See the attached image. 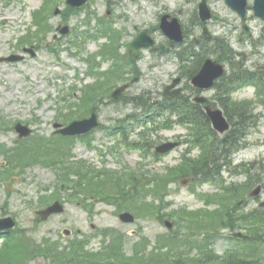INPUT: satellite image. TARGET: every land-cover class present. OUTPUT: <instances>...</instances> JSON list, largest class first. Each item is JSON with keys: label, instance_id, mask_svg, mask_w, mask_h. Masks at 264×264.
Returning a JSON list of instances; mask_svg holds the SVG:
<instances>
[{"label": "rangeland", "instance_id": "obj_1", "mask_svg": "<svg viewBox=\"0 0 264 264\" xmlns=\"http://www.w3.org/2000/svg\"><path fill=\"white\" fill-rule=\"evenodd\" d=\"M196 1L89 0L71 9L66 0H0V56H25L0 63V218L16 222L12 238L0 239V264H127L108 257L112 245L123 262L161 256L165 264H196L206 253L239 248L247 264L250 251L264 264V246L258 244L264 239V217L250 216L264 210L258 208L264 202V87L249 79L232 95L238 105H252L260 120L232 167L201 185L193 183L181 156L188 149L192 159L199 154L185 128L154 131L151 147L142 150L127 147L126 139L140 144L142 139L126 132L119 116L125 110L111 97L117 87L138 78L131 88L134 97L148 92L149 106L161 99L165 87L181 76L177 57L149 50L137 59L128 53L129 43L146 28L164 43L158 26L171 11L180 10L191 29ZM60 24L70 27L68 35L56 33ZM230 29L217 26L213 34L224 37ZM30 48L35 58L23 52ZM234 48L253 54L250 65L264 64V45ZM235 69V78H251L254 66L242 73L237 64ZM94 111L100 126L89 135H54V123L67 125ZM18 122L30 126L33 135L19 139ZM180 137L189 144L154 157L155 146ZM257 189L259 197L252 198ZM55 201L65 204V212L44 221L38 211ZM123 212L136 222L121 223ZM64 230L71 234L65 236ZM236 232L249 235L250 245H238ZM141 251L146 258L138 256Z\"/></svg>", "mask_w": 264, "mask_h": 264}, {"label": "water", "instance_id": "obj_2", "mask_svg": "<svg viewBox=\"0 0 264 264\" xmlns=\"http://www.w3.org/2000/svg\"><path fill=\"white\" fill-rule=\"evenodd\" d=\"M88 2V0H67V3L72 7H82ZM244 6V5H243ZM245 7V6H244ZM201 17L203 20H206L209 18V11L205 8L204 3L201 5ZM243 12V8L241 9ZM257 13L261 15L264 18V12H260V10L257 8ZM58 14V12H57ZM169 16H165L162 19L161 23V29L163 32L173 41L176 42H183L185 39V36L183 34L181 25L179 23V20L176 18H172L170 22H168ZM64 34L68 33L67 28L63 29L61 31ZM150 31L146 30L140 33V35L130 44L129 51L132 54H135L137 56H141L142 49H148L154 46V40L149 35ZM21 60V57H11V58H0V62L5 61H17ZM224 66L219 64L218 62H214L212 60H208L202 70L198 73L197 76H195L193 83L196 87H199L201 89L211 88L214 85V81L221 77L224 74ZM180 82V79L176 80L171 87H168L166 89V92L164 95L168 96V91L177 86ZM127 85L123 86L122 88L118 89L113 97L120 98L121 94L127 89ZM199 103L206 102L205 99H196ZM209 111V116L211 117L214 127L219 130L220 132H225L228 130L229 125L226 122V120L222 116L221 111H211L210 108H207ZM98 126L97 122V116L93 115L90 119L83 120V121H77L72 123L70 126L62 128L58 132L65 135V136H74L78 134H85L89 131H91L93 128ZM56 128H61V125H55ZM16 130L22 137L29 136L31 131L19 124L16 127ZM176 144H165L157 149L159 153H166L171 151L173 148H175ZM64 211L63 206L57 202L54 205L50 206L44 211H40L39 214L43 217V219H47L52 214H59ZM121 218L125 222H131L133 221V217L130 214H123L121 215ZM14 226V222L11 219H5L0 221V231L7 230L9 228H12Z\"/></svg>", "mask_w": 264, "mask_h": 264}, {"label": "flooded vegetation", "instance_id": "obj_3", "mask_svg": "<svg viewBox=\"0 0 264 264\" xmlns=\"http://www.w3.org/2000/svg\"><path fill=\"white\" fill-rule=\"evenodd\" d=\"M227 0H198L195 2L194 4V12H195V19H193V24H192V30L193 32H191L192 34H195V32L197 31L196 29H199V27H202V29L204 28V30H206V37H198V36H194L192 38V41L194 43H198L199 45L203 44V39H208V40H214L215 43H220L217 42V39L214 38L213 36L216 34H213V28L217 27V26H224L226 28H231L230 31L226 34V36L224 37L226 40H228V42L230 44H237V45H246V44H254V45H260L264 42V20L262 18V16L257 15V9H256V3L258 0H245L246 1V8L244 10V12H242V15H239L238 11H241V3L242 0H235V9H230L227 4H226ZM264 1V0H263ZM201 2H206L207 6L209 7L210 11H211V17L212 19L203 22L202 19H200L199 15H198V6ZM219 3H222L223 5H219ZM258 9L260 10V12H264V5H262V7H258ZM180 14L181 11L179 10L177 12V14H174L173 12H171V17H174V15H177L181 21L180 18ZM215 17H218L220 20H215ZM171 19L168 20V22H170ZM182 24L183 30H185L184 28V24ZM238 31L241 30L244 35L238 33H233V31ZM187 38L189 37V35H186ZM167 43L170 42L171 46L174 48L175 43H173L172 41L169 40V42L167 40H165ZM164 45V44H163ZM165 49H168V46L165 45ZM170 49V47H169ZM217 53L220 52L219 51H215ZM221 60L223 62H225V64L230 60V56L223 54L220 55ZM227 65V64H226ZM258 65H256L257 68ZM200 64H199V68H200ZM228 67V65H227ZM198 68V69H199ZM181 76L183 75V73L180 74ZM182 78V77H181ZM183 80V79H182ZM182 89H183V94L186 93V87L184 86V80L182 82ZM192 93H188L190 96L193 94H201L204 92H199L198 89L194 88L191 86V89H189ZM208 94V93H206ZM175 97V96H174ZM209 97V96H208ZM211 97H209V102H211L210 100ZM209 104V103H208ZM211 105V104H209ZM214 105L212 104L211 107H213ZM205 107V106H204ZM200 114L201 117L200 118H194L192 119L191 122L193 123H198L201 124L202 126L200 127V130H203V132L205 133L208 128L207 125L210 124V119L208 118V116L205 114V110L202 108L200 110ZM125 124H130L131 127H126L125 129H127L126 132H129L128 134H136L137 131H135L134 128V123L132 122H128V121H124ZM202 128V129H201ZM188 129V128H187ZM190 130V129H188ZM169 141L171 142H179L180 143V148L184 146V144L186 143V139H183V137L180 138H174V139H170ZM179 148V149H180Z\"/></svg>", "mask_w": 264, "mask_h": 264}, {"label": "trees", "instance_id": "obj_4", "mask_svg": "<svg viewBox=\"0 0 264 264\" xmlns=\"http://www.w3.org/2000/svg\"><path fill=\"white\" fill-rule=\"evenodd\" d=\"M239 68L241 69V67H239ZM241 72H243L242 69H241ZM255 76L256 75H254V74L252 75L251 78H247V77H238V78H235V75H233L231 77H230V75L229 76H226V77H224L222 79L221 84L219 85V90L222 91L224 94H226L230 90V88H235V87L237 88V86H240V85L245 84L247 82V80L248 81H251L249 79H255V80H253L254 83H257L259 86L261 85V86L264 87V76H261V80H260V78H256ZM159 104H161L159 106L160 110H164L165 104L164 103H159ZM175 105H177V104H175ZM168 107H169V109H171L173 111H176V106H171L169 104ZM243 110L247 114H250V111L248 109L243 108ZM241 136H243V135H241ZM239 140H240V138L235 139V142L234 143L237 144L239 142Z\"/></svg>", "mask_w": 264, "mask_h": 264}]
</instances>
